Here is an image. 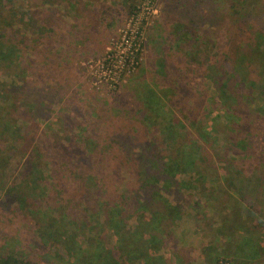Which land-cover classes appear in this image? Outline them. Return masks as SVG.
I'll return each mask as SVG.
<instances>
[{"label": "rangeland", "instance_id": "1", "mask_svg": "<svg viewBox=\"0 0 264 264\" xmlns=\"http://www.w3.org/2000/svg\"><path fill=\"white\" fill-rule=\"evenodd\" d=\"M67 1L0 0V42L4 44L6 40L15 46L18 57L12 63L0 61V258L8 256L30 264L96 262L92 258L89 260L83 250L74 249L69 256L57 245L49 246L48 242L45 246L40 245L34 230L43 223L15 211L12 197H5L16 192L22 176L29 172L31 164L34 165V160L27 157L30 152L36 157L34 166L44 176L51 172L52 177L47 179L53 185L52 194L46 193L48 206L44 203L38 206L49 209L54 204L59 205L60 212V207L71 208L63 213L71 218L77 214L73 206L79 199L86 201L78 206L84 214H87L84 207L91 211L101 204L100 197L96 201L90 191H70L79 186L83 174L104 179L105 193L114 199L126 193L141 200L148 192L138 189L142 181V164L139 165L136 158L132 159L134 154H139L138 149L145 148L146 141L153 140L157 156L163 157L156 161L158 168V163L177 160L181 146L191 142L186 131H180L178 136L156 131L150 123L153 118H149L150 122L146 119L150 114L142 108V95L145 90H153L154 85L149 79L152 72H162L159 58L162 50L165 53L167 25L181 20V10L173 8L174 2H184V8L188 10L192 8L193 0H72L76 10L79 9L91 23L88 31L93 37L90 42L79 40L78 53L74 52L76 47L71 49L72 43L70 51L64 48L62 52V47L56 51L49 49L55 48L52 39L48 38L49 28L63 30L65 34L64 30L72 24L75 11L68 9ZM84 3L92 9L85 8ZM201 9L203 7L198 10ZM256 15L252 26L264 31L263 4L257 7ZM213 18L209 23L212 38L225 34L226 29L228 33L232 32L233 28L226 20L217 24ZM79 29L76 27L75 31ZM36 31L38 34L42 31L44 37L35 39ZM129 36L131 39L128 40ZM167 60V67L175 62L170 55ZM53 62L58 66L51 72ZM179 62L177 67L183 72L181 79L184 78L181 84L186 83L185 90L189 92L185 98L182 96L185 106L192 107L193 113L207 108L203 105L209 85L201 86L199 79L186 72L185 60L181 58ZM15 99L17 104L29 105L23 110L17 106L11 110V101ZM258 104L259 100L256 105L246 108L244 121H254L257 113L253 108ZM212 111V114L222 116L218 110ZM173 114L176 116L177 112ZM155 122L160 123L159 118ZM216 122L217 131H224L223 119L217 118ZM78 124L87 130L90 128V135L95 133L94 129L98 130L94 137L101 148L105 141H114L113 149L120 152L113 153L108 149L100 160L84 167L76 175L78 178L71 181L65 166L58 164L63 161V156L55 153L49 157L45 153L54 152L48 149L49 145L53 148L52 139L60 140L65 146L72 127ZM252 125L253 158L240 162L231 148L218 151L220 140L211 135L195 162L197 174L174 176L175 183L189 182L193 189L181 187L175 192L170 188L166 194L161 192L169 204L179 207V214L174 222L165 224L158 244L148 247L145 237L140 235L136 254L147 252L146 262L142 257H123L117 252L113 253V258L121 264H264V115ZM4 129L7 130L4 132ZM77 130L80 129L73 131ZM124 151L134 154L126 155L125 160L122 159ZM39 155L42 158L39 159ZM47 162L49 165H45ZM66 175L68 181L63 180ZM57 187L60 196L54 195ZM69 192L73 199L69 196L65 200L64 196ZM128 195L127 200H130ZM64 224L65 235H74L75 248L83 249L82 246L87 245L93 250L95 246L108 248L115 244L116 239L100 231L99 226L89 232L73 223ZM135 227V222H125L124 230L132 235ZM244 240L254 248V255L249 259H242L237 252L245 248L242 246Z\"/></svg>", "mask_w": 264, "mask_h": 264}, {"label": "trees", "instance_id": "2", "mask_svg": "<svg viewBox=\"0 0 264 264\" xmlns=\"http://www.w3.org/2000/svg\"><path fill=\"white\" fill-rule=\"evenodd\" d=\"M71 1H67L66 6L70 11H75L72 24L64 30L65 34L63 30L49 28L48 38L52 39L55 45V48H49L50 50L56 51L62 47V52H64V48L70 51L72 43L71 49L76 47L74 52L77 51L78 53L81 44L79 40L90 42L93 39L91 32L88 31L91 23L88 22L86 16L80 14L79 9L76 10V6ZM191 4L192 8L187 10L184 8V2H174L173 8L181 10V20H175L167 25L165 53L162 50L159 58L162 72H152L153 74L149 79L154 85L153 90H145L142 95V108L150 114L146 119L153 118L151 122L150 119L148 121L155 127L156 131L175 136L186 131L191 137V142L181 146V151L177 153L179 156L177 160L173 158V160L170 159L162 164L158 163V168L156 161L163 157L157 156L153 140L146 141L145 148H137L139 154L129 153L130 155L134 154L132 159L136 158L139 165L142 164V181L138 189L146 190L148 194L141 200L136 195L131 196L130 194L129 196L126 193L114 199L112 196L106 195L104 179L83 174L79 186H74V189L70 191L78 193L81 189L85 192L90 191L91 195L96 197V201L100 197L101 204L96 205L91 211L84 207L87 213L84 214L78 206L86 204V201L81 202L79 199L78 203L73 206L77 214L71 218L63 214L65 209L71 210V208L60 207L62 208L60 212L59 205L54 204V207H49V209L38 206L43 203L48 206L46 193L52 194L53 185L50 181L47 182V179L50 180L52 177L49 175L51 172H48V176H44L34 166L36 165V157L30 155V152L27 157L28 160H34V165L31 164L29 172L22 176L21 184L15 189L17 193H10L9 196L5 197H12L11 199L15 202V211L23 212L33 221L43 223L37 227L38 230H34L40 245L45 246L47 242L49 246L57 245L62 247L69 256L74 249L83 250L85 255L90 257L89 260L94 259L96 261L95 264H121L119 260L118 263L113 258L114 252L123 257L124 255L132 258L142 257L146 262L147 252L142 255H140L141 253L136 254L137 240L142 235L145 237L146 246L158 244L164 233L165 224L174 222L178 218L179 207L169 204L161 195L168 193L170 188L175 192H179L181 187L192 188L189 182L178 181L175 183L174 176L180 175V173L197 174L195 162L200 152H203V144L211 138V135L220 140L218 151L231 148L240 162L255 156L251 145L254 129L252 124L264 115V100L262 99L264 98V31L261 28L255 29L252 22L257 16V7L261 4L264 5V0H193ZM83 5L88 10L92 9L89 4L84 3ZM200 7H203L201 11L198 10ZM129 14L130 10L128 11ZM212 16H214L213 19L217 21V24L221 20H226L228 25L233 28L232 32L228 33L226 29L225 34L212 38L211 25H209ZM76 27L80 28L78 32L75 31ZM1 33L0 30V40L2 38ZM41 33L42 31L39 34L37 32L35 39L44 37V33L42 35ZM16 52L17 48L7 43L6 40L4 44L0 42V61L6 60L12 63L18 58ZM53 55L51 56L53 57ZM169 55L172 59L175 58V62L172 61V66L167 67ZM181 58L186 62V72L199 79L201 86L206 83L210 87L203 105H206L207 108L194 110V113L192 107L185 106L184 101H182V96L185 98L189 92L185 90L186 83L181 84L184 78L181 79L182 74L180 75V73L183 72L177 67L181 63L179 62ZM53 65L50 68L51 72L58 66L56 62H53ZM151 65L153 66V64ZM42 97L43 95H41ZM257 100H259V104L253 108L257 113L254 121H244V111L247 107L256 105ZM17 102L16 99L11 101V110L16 106L23 110L29 105L26 103L17 104ZM38 106L40 109L43 107L41 102ZM213 109L218 110L222 116L212 114ZM21 110L20 114L22 113ZM175 112H177L176 116L173 114ZM157 118H159L160 123L155 122ZM217 118L223 119L224 131L223 129L217 131ZM79 126L78 124L72 127L71 134L65 139L67 142L65 146L61 145L60 140L58 142V140L51 138L50 142L53 148L49 145L48 149L54 152L45 153V156L49 157L55 153H60L63 156V161L58 162V164L59 167L65 166L71 181L78 178L76 175L84 167H90L93 161L100 160L103 154L109 152L108 149L113 153L118 151L117 148L113 149L112 147L115 145L114 141H105V145H102L103 148L100 144L98 145V141L94 137L98 130L94 129L95 133L90 135V128L87 130ZM74 128L80 130L74 132ZM5 130L7 129H4V132ZM199 145L201 146L199 147ZM127 153V151L122 152V159H127L129 155ZM40 158L42 156L39 155ZM132 159L129 158V162ZM45 165H49V163L47 162ZM55 173L57 172L55 171ZM69 178L67 176L63 180L68 181ZM18 188H22V190L19 191ZM58 190L57 187L54 195H61ZM127 195L130 200H127ZM69 196H72V192L67 193L64 199L67 200ZM72 199L73 197H71ZM50 206L52 207V204ZM129 221L135 222L137 226L132 235L124 230L125 222ZM64 222L81 226L86 230L88 229L89 232L94 227L99 226L100 231H105L109 233L110 238L116 239L115 244L108 248L95 246L93 250H89L87 245L82 246L83 249L75 248L74 235L73 233L65 235ZM76 223L78 224L76 225ZM242 246L245 248L237 250L241 258H251L254 255L253 245L248 243V240H244ZM223 262L226 261L223 260ZM0 264L30 263L18 262L5 256L0 258Z\"/></svg>", "mask_w": 264, "mask_h": 264}, {"label": "built area", "instance_id": "3", "mask_svg": "<svg viewBox=\"0 0 264 264\" xmlns=\"http://www.w3.org/2000/svg\"><path fill=\"white\" fill-rule=\"evenodd\" d=\"M127 38H128V40H129V39H131V38H130V36H129V37H127ZM127 43H128V42H127ZM129 44H130V42H129ZM129 44H127V45H128V48H129Z\"/></svg>", "mask_w": 264, "mask_h": 264}]
</instances>
